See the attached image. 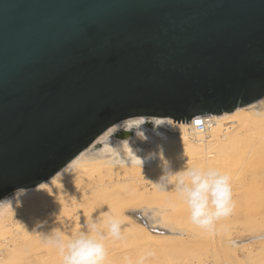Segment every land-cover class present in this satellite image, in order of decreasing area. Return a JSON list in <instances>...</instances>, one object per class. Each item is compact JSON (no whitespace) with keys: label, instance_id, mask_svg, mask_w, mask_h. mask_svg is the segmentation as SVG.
I'll use <instances>...</instances> for the list:
<instances>
[{"label":"water","instance_id":"obj_1","mask_svg":"<svg viewBox=\"0 0 264 264\" xmlns=\"http://www.w3.org/2000/svg\"><path fill=\"white\" fill-rule=\"evenodd\" d=\"M262 96L264 0H0V201L122 121Z\"/></svg>","mask_w":264,"mask_h":264},{"label":"bare ground","instance_id":"obj_2","mask_svg":"<svg viewBox=\"0 0 264 264\" xmlns=\"http://www.w3.org/2000/svg\"><path fill=\"white\" fill-rule=\"evenodd\" d=\"M250 104L235 108L232 110L233 115H231L230 112H228V115L227 112L216 115L209 114L213 118V124L207 132L195 130L192 121L191 123L190 121H187V123L186 121L177 123L175 121L173 122L171 119L157 120L155 125L158 126V132L140 128L138 124L141 122V119L122 121V124H129L126 128L132 127L130 138H114L110 135V138L114 140H109L107 129L103 132L104 134L102 133L103 135L101 134L102 136L100 135L101 137L99 136L100 138H97L102 141V143L99 144V150L90 154L89 152L92 147L95 146L96 142L92 143L74 156L51 177L30 188L19 189L16 191L17 193L15 192L0 201V239L2 236L4 237V233H6L10 227V230L20 232V229L24 226L21 224V220H19L20 217L16 220L11 219L12 222L14 221L13 223H7L9 221L5 222L4 220V218L7 217L6 215H9L11 212L16 213L19 208H22L23 212L32 215L31 218L28 217L30 220L27 221L29 222L28 224H32L27 228L30 234H32L34 230L58 233L61 227L67 228L68 226H72L71 224L81 225L90 218L102 219V217H111V220L115 219L120 222L119 231L116 235L109 234L106 231L105 239L121 236L135 238L141 241L146 249L155 254H160L157 255L160 260L164 262L167 261L166 254L170 249L177 246L182 238L191 236L196 231L203 232V235H205L204 230H206V228L198 227L192 223L189 228L179 227L175 222L172 210L170 211L171 208L168 209L161 206H155V208L154 206L135 208L137 209L136 211L128 212V215H123L122 211L126 209L130 203L132 204L131 200H126L131 201L129 204L124 202V198V201L117 200L114 204L107 206L106 209L103 208L102 199L104 197V192L109 186H113V181L103 182L99 180L93 183L91 187L92 193L89 196L87 195L90 199L88 203L82 201L83 196H81V194L72 195L70 188L75 184L79 189H89L86 188V186L91 183L95 175L101 177V173L108 171L112 172L116 179L121 176L123 181L128 180L129 176L134 174V172H138V174L144 171L161 173L170 167H178L190 163V160L194 156H204L207 159L210 154L209 149L219 145H224L227 149L229 158L231 157L233 160L231 163H235L234 166L230 164L231 167H235L238 164L236 160L239 159L240 156L245 159L248 158V156H264V96ZM252 104L254 105L252 106ZM131 120H137V122L134 123L132 121V124L128 123ZM159 126L165 128L166 131L163 132V129ZM111 128L112 127L109 129ZM135 131L142 132L134 134ZM137 137H141L140 140L143 139L142 141L150 140L148 143L146 142L148 148L144 154L138 152L137 148L133 145V140ZM235 172L236 171L231 174H235ZM231 177L232 178L229 180L230 187L233 188L236 185L242 184L234 175ZM134 178H136V176ZM228 178H230V175ZM164 189L166 190V188ZM169 189L172 190L174 187ZM170 190L168 192H170ZM173 194L175 193H172V195ZM132 197L129 196L130 199H132ZM45 201L48 203L50 201L52 203L45 205ZM69 204L77 207L74 215L70 214L67 210V205ZM129 210L130 209H128V211ZM126 212L127 211H124V214ZM56 214L57 216L55 217H57V219L54 220L52 216ZM72 218L75 220L71 221ZM24 228L25 227H23V230ZM14 233L15 232L11 234ZM247 236L245 240H227L223 243H225L226 246H228L227 248L230 249L229 251H232L234 254H236L235 252L239 249H246V253L240 258L239 264H264V250L262 249L254 252L252 248H249L248 244L245 245V243L252 239L264 240V230L252 232ZM7 237L9 236L7 235ZM20 237H18V239H20ZM10 238H12V235H10ZM208 239L212 248L216 246L214 237ZM220 243L221 242H219V245ZM26 244L23 243L22 245ZM19 245H17V247H19ZM14 253L13 251H9V258H15L13 257ZM234 262L232 263L235 264ZM227 264H231V261L230 263L227 262Z\"/></svg>","mask_w":264,"mask_h":264},{"label":"rangeland","instance_id":"obj_3","mask_svg":"<svg viewBox=\"0 0 264 264\" xmlns=\"http://www.w3.org/2000/svg\"><path fill=\"white\" fill-rule=\"evenodd\" d=\"M253 105L254 104H252V106ZM132 121L134 123L137 122V120H131L128 123L132 124ZM127 126H129V124L120 123L111 129H108V139H112L110 138V135L113 132H116L122 128H126ZM159 127L163 129V132L166 131V129L162 126ZM138 132L142 131H135L134 134H138ZM140 139L141 137L134 138L133 145L137 148L138 152L144 154L148 148L147 143L150 140L142 141L143 139ZM93 142L96 143L95 146H93L90 150V154L99 150V144L102 143L100 139H97ZM209 152L210 154L207 159L204 156H194L190 160V163L203 166L204 168H215L221 173L228 175V177L230 175L229 180L232 178L231 176L234 175V177L238 178V180L242 182L241 185H236L233 188L231 187V195L233 197L231 196V211L229 214L219 218L211 229L204 230L205 235H203V232L196 231L191 236L182 238L179 244L170 249V251L166 254L167 261L165 262L157 257V255L160 254H155L152 251L146 249L141 241L135 238H127L125 236L109 237L104 241L106 248V264H227V262L230 263V261L231 264H233L232 262L234 261H237L234 262L235 264H239L240 258H242L244 253H246V249H239L235 252L236 254H234L232 251H229L230 249H228V246H226V244L223 242L227 240H245L248 237L247 235L250 233L264 230V156H248L246 159L240 156L239 159H237L238 161L236 160V163L238 164L235 167H231L234 166L235 163H231L233 160L231 157L229 158L227 149L224 147V145L212 147L209 149ZM183 166L184 165L170 167L161 173H151L144 171L138 174V172H134V174L131 175L133 177L129 176L128 180L125 181H123L121 176L117 177L118 179H116L115 175L108 171L101 173V177L95 175L92 178L91 183L86 186V188L89 189L82 190L79 189L77 185L73 184L70 188L71 194H81V196H83L82 201H84V203H88L90 202V199L87 197V195L89 196L92 193L91 187L93 186V183L99 180L103 182L113 181V186H109L104 192V197L102 199L103 208L106 209V207L110 204H114L117 200L121 201L123 198L125 200H123L124 202L129 204L132 201L133 204L132 205L130 203L128 207L122 211L123 215H128V212H134L138 208L149 206H154V208L155 206H161L168 209L171 208L170 211L172 210L177 225L182 228H189L191 226V222L184 201L179 198L174 189H169L173 188L172 185H168L166 191L164 187H161V182H158L165 175V173H168L169 171L180 170ZM232 168L234 171H236L235 174H231L234 172ZM135 176L136 178H134ZM168 189L170 192H168ZM172 193L175 194L172 195ZM126 196L128 198L129 196L133 197L132 199H128ZM51 203L52 202L50 201L49 203L45 201L44 204L49 205ZM76 208L77 207L74 205H67V210L72 215H74ZM128 209L130 210L128 211ZM124 211L127 212L124 214ZM22 213L25 215L26 212H23V209L19 208L16 213L11 212L9 215H6L7 217L5 218L7 219L4 218L5 222L9 221L7 223H13L14 221L12 222L11 219L16 220L20 217L19 220H21V224H23V227L26 229L24 228L23 230L22 227L20 232H16L14 230H10L11 227L9 225L10 228L6 232L9 237H7L6 233H4L5 240L1 235V239L3 240L0 239V264H62V255L60 249L50 239V236L53 233L44 231L46 234L45 237L43 231L34 230L32 234H30V232L27 231V228L32 224H28L29 222L27 221L30 220L29 218H31L32 215L30 214V216L26 213L24 216ZM10 216L14 217L12 218ZM55 216H57V214L52 216L54 217V220L57 219ZM72 220L74 221L75 219L72 218L71 221ZM102 220L108 221L111 220V217H102ZM71 225L72 226H68L67 228H59L58 233L63 236H70L77 231L85 230V222L81 225ZM8 232H15L14 234L10 233L12 238H10ZM18 237H20V239H18ZM211 237H214L216 240V246L213 248L208 239ZM219 242H221L220 245ZM21 243L27 244L22 245ZM247 244L254 252L260 251L262 249L264 250L263 239H252L245 243V245ZM17 245H19V247H17ZM9 251H13V253L15 252L13 256L15 258H9Z\"/></svg>","mask_w":264,"mask_h":264},{"label":"clouds","instance_id":"obj_4","mask_svg":"<svg viewBox=\"0 0 264 264\" xmlns=\"http://www.w3.org/2000/svg\"><path fill=\"white\" fill-rule=\"evenodd\" d=\"M158 182L164 188L174 187L186 205L190 222L198 227L211 229L231 211L229 178L215 168L187 163L180 170L165 173ZM119 223L90 218L84 231L70 236L53 233L50 239L60 249L62 264H106L105 232L118 234Z\"/></svg>","mask_w":264,"mask_h":264},{"label":"built area","instance_id":"obj_5","mask_svg":"<svg viewBox=\"0 0 264 264\" xmlns=\"http://www.w3.org/2000/svg\"><path fill=\"white\" fill-rule=\"evenodd\" d=\"M191 121L194 129L199 132H207L213 124V118L209 114L196 115Z\"/></svg>","mask_w":264,"mask_h":264}]
</instances>
